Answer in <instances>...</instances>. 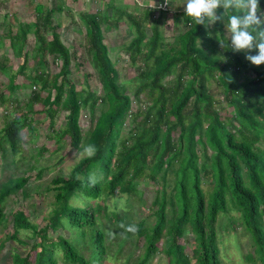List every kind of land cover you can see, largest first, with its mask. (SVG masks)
Segmentation results:
<instances>
[{
	"label": "trees",
	"instance_id": "obj_1",
	"mask_svg": "<svg viewBox=\"0 0 264 264\" xmlns=\"http://www.w3.org/2000/svg\"><path fill=\"white\" fill-rule=\"evenodd\" d=\"M53 1L51 7L43 2L34 5V20L19 21L16 32L11 24H3L10 45L22 59L18 73H25L29 67L30 34L36 39L35 58L40 64H61L53 79L43 69L34 73L37 86L48 91L42 112L49 118L50 126L54 128L59 113L65 112V127L56 132L59 139L67 138L72 149L83 150L88 145L97 149L93 157H86L77 166L72 177L54 180L56 208L50 219L52 228H64L63 221H67L81 229L84 238H91L93 259L104 258L106 235L96 229L100 214L120 219L119 213H110L107 200L124 192L137 193L141 178L147 177L156 185L152 202L156 221L148 228L140 225V232H150L147 251L138 264H150L165 232L172 236L170 245L164 249L170 262L191 264L186 244L195 242L192 256L196 264H224L218 229L226 224L219 218L235 210L241 215L229 216V226L244 225L255 253L248 256L264 264V146L261 145L264 143V64L253 65L245 59L243 51H232L226 35L231 13H225L222 21L208 27L196 25L191 17L178 14L179 18H185L186 29L177 35L175 43L164 34L153 8H146L144 16L121 12L135 30L126 48L132 65L145 66L138 69L141 84L131 97L127 85L120 81L106 43V32L112 31L117 22L110 19L111 7L104 12L81 15L87 26V51L94 61L102 90L78 89L71 77L78 52L65 43L54 23V13L63 6L58 0ZM259 4L264 10V0H259ZM222 13L224 9L218 8L217 14ZM147 24L151 26V34L147 33ZM208 43H212V52L205 48ZM219 48L223 49L221 55ZM257 52L254 49L249 54ZM213 81L221 86L234 114L222 113L224 107L218 106L219 100L211 90ZM14 83L13 80V87ZM33 92L30 104L43 99L41 92ZM134 100L140 105L136 109ZM99 105L102 111L95 122ZM85 109L90 110L95 123L88 133L80 123ZM129 122L135 124L130 136L124 137L123 130ZM33 123L35 119L30 113L8 121L0 134V146L4 149L8 145L18 152L25 125L33 127ZM105 125L106 133L97 132ZM92 174L97 177L95 186L88 183ZM31 178L17 177L3 186L0 222L6 220L3 205L7 197L27 190ZM171 182L173 189L169 193L167 186ZM204 182L209 187L204 188ZM79 199L83 204H74ZM47 229L39 230L23 210L15 212V231L9 239L18 238L20 230L36 231L39 237L24 255L19 252L14 255V264H59V247L66 251L67 264H95L73 240L60 235L52 239ZM186 232L193 236L185 238ZM32 251H36L35 260L31 258Z\"/></svg>",
	"mask_w": 264,
	"mask_h": 264
},
{
	"label": "rangeland",
	"instance_id": "obj_2",
	"mask_svg": "<svg viewBox=\"0 0 264 264\" xmlns=\"http://www.w3.org/2000/svg\"><path fill=\"white\" fill-rule=\"evenodd\" d=\"M62 3L61 10H57L53 17L54 23L58 26L62 39L73 49L77 50V57L72 65L73 73L71 77L76 81L78 89L96 88L102 90V83L97 77V70L94 61L89 55L87 47V26L81 15L94 13L97 10L104 12L110 9L111 20H117L112 31L106 32V43L110 49V56L119 71L120 81L125 83L129 95L134 97L137 87L141 84V78L137 75L138 69L144 66L141 63L132 65L130 56L126 50L128 44L135 36L133 25L121 12L140 13L147 8L137 3L132 5L131 0H58ZM38 2L52 6L53 0H14L11 4H4L0 10V134L4 126L11 119H18L20 116L30 113L35 119V123L23 129L22 140L18 152H14L8 145L3 149L0 146V192L4 185L16 181L17 177L32 176L26 188L7 197L4 202V212L6 220L0 222V264H14V255L19 252L25 254L33 245L35 238L39 235L33 230H20L18 238L9 239L14 233V214L18 210H23L29 219L35 223L39 230L48 228L49 237L58 239L59 235L66 239L73 240L74 244L86 257L92 259L95 264H138L144 257L148 246V233L143 230L140 232V225L145 228L151 227L156 221L154 208L152 205L155 198L156 185L147 177L141 178L137 185V193L124 192L120 197H111L107 200L109 209L120 214V219L103 216L100 214L96 229H101L106 235L105 257L93 259V249L91 238H84L81 229L73 227L67 221H63L64 228L53 229L51 224L52 215L56 208V190L54 180L59 177H69L73 175L77 166H81L86 156L79 155L83 150L72 149L68 139H59L56 135L57 130L65 127V112L61 111L58 115L54 128L50 126V120L42 109L47 103L48 91L37 86L34 73L37 69H43L52 76H56L60 71L61 64L50 63L49 65L40 64L36 58V39L33 34L29 35L30 62L29 67L23 74L18 73L22 65V59L10 45V39L3 32L4 23L11 24L14 32L17 31L18 22H30L35 18V8ZM181 2H173L167 6V12L155 10V19H160V26L169 41H177V35L186 29L185 18H179L178 14H185ZM150 3L149 5H151ZM157 4V3H156ZM158 5V4H157ZM150 7V6H148ZM117 10V11H116ZM120 13H117V12ZM8 14V16H7ZM218 15V14H217ZM148 25V24H147ZM147 33L151 34V26L148 25ZM227 37L229 33L226 31ZM17 41L19 38L16 37ZM208 52H212V43L205 45ZM219 48V54H222ZM76 63H81L76 66ZM145 68V66H144ZM53 79V77H52ZM15 81V87L12 81ZM170 81L173 78H169ZM37 86V89L35 88ZM215 99L219 100V107L223 108V114H234L233 109L225 100V95L218 82L213 81L211 86ZM33 91L41 92L43 97L40 101L30 104ZM144 96V95H143ZM139 102L134 100L133 107L138 108ZM102 111L101 105L98 106L95 114V122ZM93 115L89 109L81 112L80 123L85 132L95 125L92 121ZM130 123V122H129ZM135 123L132 122L123 130V136L129 137L131 128ZM106 125L97 132L106 133ZM93 143V141H91ZM264 146V143L261 144ZM45 147L46 149H43ZM86 147V146H84ZM48 148V149H47ZM43 150V151H42ZM173 177V176H172ZM160 188V186L158 185ZM204 188L209 187L208 182H204ZM25 188V189H26ZM173 189V182L168 184L167 190L170 193ZM139 191L143 193H139ZM28 193L27 194H25ZM126 196V200L124 197ZM124 201L121 204V201ZM76 205H82V200H76ZM170 208V206H169ZM112 211H110L111 214ZM70 213V212H68ZM61 214V213H60ZM241 212L231 211L229 215L219 218L226 225L219 227V242L221 247V259L224 264H261L258 259H251L248 254L254 253L253 240L246 231L244 225L238 224L237 228L229 226V216L239 217ZM57 216V214H55ZM135 225V232H127L119 228L120 224ZM193 235L186 232L185 238ZM171 234L164 233L158 242V248L150 260V264H175L170 262L164 249L171 243ZM195 242H187L186 252L190 255L191 264H196V258L192 256ZM65 252L60 247L57 256L59 264H67L64 260ZM255 254V253H254ZM36 251H32V260H35Z\"/></svg>",
	"mask_w": 264,
	"mask_h": 264
},
{
	"label": "clouds",
	"instance_id": "obj_3",
	"mask_svg": "<svg viewBox=\"0 0 264 264\" xmlns=\"http://www.w3.org/2000/svg\"><path fill=\"white\" fill-rule=\"evenodd\" d=\"M171 0H164L159 7H167ZM185 15L191 17L196 25L208 27L210 24L223 20L225 13H231L228 16L226 24L227 32L230 34L228 39L233 52L243 51L245 59L253 65L264 64V10H261L259 0H184ZM157 7L155 0L149 5ZM222 7L224 13L217 15V9ZM259 13V15H258ZM221 47L224 48L221 42ZM257 49L255 55L249 54ZM96 147L88 145L79 153L80 156L91 158L96 154ZM79 179V176H77ZM88 183L91 186L97 184V177L92 174L88 177ZM126 200V196L124 197ZM123 200L120 202L123 204ZM113 209L110 208L109 211ZM119 228L127 232H135V225H119Z\"/></svg>",
	"mask_w": 264,
	"mask_h": 264
},
{
	"label": "crops",
	"instance_id": "obj_4",
	"mask_svg": "<svg viewBox=\"0 0 264 264\" xmlns=\"http://www.w3.org/2000/svg\"><path fill=\"white\" fill-rule=\"evenodd\" d=\"M2 1H3V0H0V10L3 9V5H4V4H7V5H8V4H11L14 0H9L8 2H4V1L2 2ZM131 1H132V5H133L134 3H135V4L137 3L138 5H139V4H140V5H144V4H146V3H149V4H150V3H153V0H131ZM176 1H177V0H173V2H176ZM181 1H182V0H178V2H181ZM155 2H156L157 4H159V3H163L164 0H155ZM182 3H184V2H182ZM149 4H147V5L149 6ZM148 6H147V8H150V7H148ZM109 7H111V6H109ZM150 9H151V8H150ZM99 10H100V9H99ZM145 10H146V9H143L142 12L139 13V15H140V16H144V15H145V14H144ZM152 10H154V9H152ZM154 12H155V10H154ZM156 12H157V11H156ZM156 12H155V13H156ZM164 12H167V11H164ZM124 16H125V15H124ZM156 16H157V15H155V17H156Z\"/></svg>",
	"mask_w": 264,
	"mask_h": 264
},
{
	"label": "built area",
	"instance_id": "obj_5",
	"mask_svg": "<svg viewBox=\"0 0 264 264\" xmlns=\"http://www.w3.org/2000/svg\"><path fill=\"white\" fill-rule=\"evenodd\" d=\"M161 4H163V3H159V4L157 5V7H154V8H153V7H150V8H153L154 10H157V11H158V10H161V11H167V9H168L167 7H163V8H162V7H159V5H161Z\"/></svg>",
	"mask_w": 264,
	"mask_h": 264
}]
</instances>
